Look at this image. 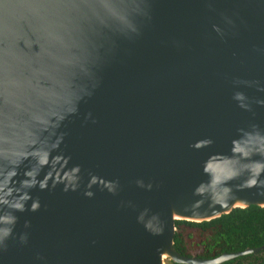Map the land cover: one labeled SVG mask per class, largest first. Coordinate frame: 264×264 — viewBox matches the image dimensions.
Wrapping results in <instances>:
<instances>
[{
	"label": "water",
	"instance_id": "obj_1",
	"mask_svg": "<svg viewBox=\"0 0 264 264\" xmlns=\"http://www.w3.org/2000/svg\"><path fill=\"white\" fill-rule=\"evenodd\" d=\"M249 205L264 0H0V264L189 263L174 220Z\"/></svg>",
	"mask_w": 264,
	"mask_h": 264
},
{
	"label": "trees",
	"instance_id": "obj_2",
	"mask_svg": "<svg viewBox=\"0 0 264 264\" xmlns=\"http://www.w3.org/2000/svg\"><path fill=\"white\" fill-rule=\"evenodd\" d=\"M264 207L249 205L232 208L229 212L207 221L174 220L173 248L179 254H187V243L192 240L203 258L212 259L220 252H232L251 244L257 227L256 239L264 240ZM191 232L197 237L190 238ZM218 256V255H217ZM214 257V258H215Z\"/></svg>",
	"mask_w": 264,
	"mask_h": 264
},
{
	"label": "flooded vegetation",
	"instance_id": "obj_3",
	"mask_svg": "<svg viewBox=\"0 0 264 264\" xmlns=\"http://www.w3.org/2000/svg\"><path fill=\"white\" fill-rule=\"evenodd\" d=\"M239 208V207H238ZM244 208V207H243ZM262 229H264V225H262ZM256 230L257 227H254L253 232L254 235L251 240V244L244 245L243 248L237 249L232 252H220L217 254L218 256L225 253V254H235L232 258L223 260L217 264H264V240L258 242L256 239ZM202 251L198 253H191L190 251H187V254L182 255L185 257L192 258V261L189 263H175L173 264H199L196 262L197 259H206L203 258V255H200ZM216 255V257H217ZM215 257V255H213ZM214 257L212 259H214Z\"/></svg>",
	"mask_w": 264,
	"mask_h": 264
},
{
	"label": "rangeland",
	"instance_id": "obj_4",
	"mask_svg": "<svg viewBox=\"0 0 264 264\" xmlns=\"http://www.w3.org/2000/svg\"><path fill=\"white\" fill-rule=\"evenodd\" d=\"M195 237H197V235L195 233L191 232L190 238L194 239ZM187 247H188L187 248L188 252L190 251L191 253H194V254L199 252L198 246L196 245V243L193 240L191 242L187 243ZM187 258H189L192 261V258H190V257H187ZM163 263L164 264H173V261H171L168 258H164Z\"/></svg>",
	"mask_w": 264,
	"mask_h": 264
}]
</instances>
